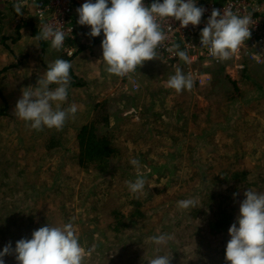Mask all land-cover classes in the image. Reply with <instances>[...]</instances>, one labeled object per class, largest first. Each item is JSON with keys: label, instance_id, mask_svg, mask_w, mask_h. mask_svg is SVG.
Here are the masks:
<instances>
[{"label": "rangeland", "instance_id": "374dc122", "mask_svg": "<svg viewBox=\"0 0 264 264\" xmlns=\"http://www.w3.org/2000/svg\"><path fill=\"white\" fill-rule=\"evenodd\" d=\"M10 5L0 0V251L9 242L15 248L21 238L31 239L42 226L72 223L84 249V264H148L157 255H171L170 264H230L222 250L230 235L210 234L206 223L212 207L221 202L235 219L239 213L245 191L243 186L231 188L232 179L226 175L233 164L251 167L252 175L264 173V57L261 63L249 61L248 72L245 67L214 66L210 82H196L180 93L167 88L166 82L177 68L183 72L182 60L175 66L162 60L149 63L144 73L139 68L137 91L132 78L115 79L113 98L142 92L140 88L172 90L176 95H166V102L174 103L177 116L144 123L143 105L136 110L126 106L133 111L129 123L146 130L126 134L112 118L123 158L96 172L76 163L78 130H30L15 117L22 89L37 86L47 65L64 55L36 40L39 29L32 9L23 18L7 11ZM107 99L109 104L113 100ZM60 106H69V92ZM82 121L76 119L77 127ZM54 134H60L62 145L45 152L46 139ZM133 137H139L137 145H132ZM171 151L172 159L165 162L164 154ZM133 158L139 160L138 168L130 164ZM138 174L146 181L143 192L134 194L147 219L140 230L137 223L125 225L112 214L118 207L130 208L133 194L127 182H134ZM257 192L264 193V186ZM188 198H195L196 206L178 209L177 202ZM160 234L172 239L163 245L152 243L150 237ZM3 259L17 264L14 255Z\"/></svg>", "mask_w": 264, "mask_h": 264}, {"label": "clouds", "instance_id": "9594fccd", "mask_svg": "<svg viewBox=\"0 0 264 264\" xmlns=\"http://www.w3.org/2000/svg\"><path fill=\"white\" fill-rule=\"evenodd\" d=\"M24 6L25 0H15V13L22 15ZM76 11L77 23L90 26L86 35L97 37L103 32L101 48L105 71L122 78L142 67L144 62L157 58L158 47L168 39L163 30L165 22L169 24L170 19H175L182 28L189 24L197 26L205 9L196 6V0H153L150 6H145L143 0H85ZM42 18L41 12L36 40L48 42L51 50H61L65 31L51 22L45 23ZM251 25V15L240 16L231 9L223 10V13L213 9L200 32L201 45L208 49L211 57L228 60L251 37ZM173 49L178 50L179 45H172L169 51ZM176 55L186 63L191 62L187 51L178 50ZM70 68V61L57 58L39 76L37 86L22 89L14 115L25 121L30 130L55 128L59 131L69 118H74L77 112L74 104L66 109L60 106L67 100ZM193 86L191 75L186 76L179 68L166 82V87L177 93L190 91ZM129 162L139 167L138 159ZM145 183V178L138 174L134 182H127V186L131 193L138 194L143 192ZM243 195L245 198L239 204L236 220L228 229L231 238L226 245L225 260L230 264H264V193L247 189ZM195 206V198L177 202L181 210ZM171 239L165 234L150 237L156 245ZM5 255H14L17 264H84L85 260L84 249L72 223L42 226L32 232L31 239L16 241L15 248L9 242L0 251V264H5ZM170 261L171 255H157L147 260L148 264H170Z\"/></svg>", "mask_w": 264, "mask_h": 264}, {"label": "built area", "instance_id": "2783aa9c", "mask_svg": "<svg viewBox=\"0 0 264 264\" xmlns=\"http://www.w3.org/2000/svg\"><path fill=\"white\" fill-rule=\"evenodd\" d=\"M14 4L15 0H2ZM85 0H25L23 9H32L37 20L39 29L40 14L43 13V21L51 22L61 28L66 33L64 46L60 50L66 56H72L75 52V45L70 43L77 33L90 32V26H82L77 23L78 13L76 9L80 7ZM95 2V0H93ZM145 6H150L153 0H143ZM163 2V0H160ZM196 6L205 9L201 22L197 26L189 24L182 28L180 22L170 19L169 24H163V30L168 39L163 46L157 49V55L160 60L166 63H173L174 66L180 60L176 52L178 50L187 51L190 63L182 61L184 74L191 75L194 83H201L205 79L211 81L212 67L224 65L223 67L233 66L237 69L244 68L249 61L261 63L264 53V0H196ZM213 9L223 10L231 9L240 16L251 15L253 25H251V37L241 46L240 50L232 58L219 61L209 55L208 49L201 45L200 32L205 27L208 17ZM86 30V31H85ZM103 39V32L100 36ZM179 45V49L169 51L172 45ZM211 66V67H209ZM139 68L133 73L125 76L126 79L132 78L134 90L138 89L139 83L136 81ZM207 82H210V81Z\"/></svg>", "mask_w": 264, "mask_h": 264}, {"label": "crops", "instance_id": "0c3cea01", "mask_svg": "<svg viewBox=\"0 0 264 264\" xmlns=\"http://www.w3.org/2000/svg\"><path fill=\"white\" fill-rule=\"evenodd\" d=\"M11 8L12 10L7 9V11H9L11 14L15 13L14 8L13 7ZM21 11L23 14L19 15V17H23V18L29 17L28 12H31L30 9H22ZM29 21L30 18H28L25 22L29 23ZM101 41L102 39L100 38L90 37L86 35V32L77 33L75 38L72 41H70V43L75 45L76 49L73 56L70 57V59L68 60L71 63V68H70L71 82L68 88L69 106L74 104L77 108V112L75 113L74 116L75 120L73 118H69L65 122V125H67L66 128L68 130L71 129L77 130L79 128L75 124L76 119L83 118L81 124L86 123L93 113L94 104L105 98L113 99L109 104V109L111 111V119L113 118L115 124L118 125L120 128H122L123 131H126V134H130L129 131L140 132L139 129L146 130V128L143 127L141 124H134L133 126L131 122L129 123L130 119L132 118H129L128 114H131L133 112V111L131 112V110L140 109L139 107L141 105L144 106L141 110L143 111L142 114H146L143 115V119L145 118L144 123L151 122L152 124H154L157 122H165L166 117H168L169 115L177 116L174 109V103L172 101L169 103L166 102V100L168 99L166 95H172V96L176 95L172 92V90L160 91L158 89L157 90L147 89L143 91L142 90L143 88H140L138 91H142V92H137L133 94H128V93L118 94L117 98L110 97L113 94L110 92H112L113 89L115 88L112 83L115 81V79L117 80L118 77L115 75H110L105 71V64L102 60ZM74 42H76L77 44H75ZM158 61L162 62L160 60V57L157 55L156 59L144 62L143 66L140 67L141 73L145 72V69L143 71V67L147 66L149 63L157 64ZM155 77L157 78V80L160 79L159 76H155ZM149 78L151 80H155L153 76ZM256 83L258 84V82ZM75 91H77L78 93H74L73 95L72 92ZM136 95L138 96L137 100L135 98ZM131 99H134V101H131ZM114 104L118 106L115 107ZM129 104L131 107H133L131 110L126 107ZM147 117L150 120H147ZM172 120L173 119H170V121ZM125 121H126V125H125ZM141 121L139 120V122ZM132 126L134 127L135 130H133ZM147 128L155 129L152 127H147ZM133 140L134 141L132 145H137L139 141V137H133ZM173 152L172 151L170 153L166 152V154H164L165 162H168L169 160L172 159Z\"/></svg>", "mask_w": 264, "mask_h": 264}, {"label": "trees", "instance_id": "16d2710c", "mask_svg": "<svg viewBox=\"0 0 264 264\" xmlns=\"http://www.w3.org/2000/svg\"><path fill=\"white\" fill-rule=\"evenodd\" d=\"M10 6L13 7L12 4ZM42 46H44V44H42ZM63 55L65 60H69L70 57L73 56ZM247 67L248 64H246L244 71L246 70L248 72ZM66 126L67 125H64L62 130H65ZM77 130L78 132L75 135V140L77 142L76 163L80 168L99 172L107 170L111 166L113 159L122 160V152L119 150L116 141V130L119 129L111 124V111L107 98L94 104L91 117L86 123L81 124ZM61 145L60 134H54L46 139L45 152H50ZM233 166L234 168L233 171L230 172V175H226L228 179H232V181H230L231 188L237 189L238 186H243L244 191L251 189L256 192L263 188V172H257L252 175L250 173H253V170L249 166H244L245 168H239L236 164H233ZM130 199V208L127 211H122V208L118 207L112 211V214L115 220H120L125 225H127L128 222L137 223L138 230H140L142 226L146 225L147 219L145 209L140 204L141 199L137 196L133 194ZM235 220L232 210L228 207L226 208L222 202L214 205L212 207V215L208 218L206 223L208 233L218 236L225 235L228 233L229 227ZM224 241L225 240H222L223 243ZM225 249L226 246L222 248L224 257ZM138 257H140V254H136L135 258Z\"/></svg>", "mask_w": 264, "mask_h": 264}]
</instances>
